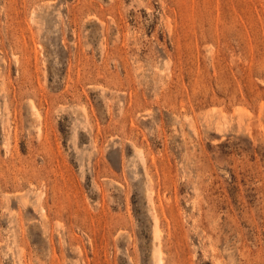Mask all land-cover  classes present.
Here are the masks:
<instances>
[{"label":"rangeland","instance_id":"1","mask_svg":"<svg viewBox=\"0 0 264 264\" xmlns=\"http://www.w3.org/2000/svg\"><path fill=\"white\" fill-rule=\"evenodd\" d=\"M0 264H264V0H0Z\"/></svg>","mask_w":264,"mask_h":264},{"label":"bare ground","instance_id":"2","mask_svg":"<svg viewBox=\"0 0 264 264\" xmlns=\"http://www.w3.org/2000/svg\"><path fill=\"white\" fill-rule=\"evenodd\" d=\"M160 262V261H159Z\"/></svg>","mask_w":264,"mask_h":264}]
</instances>
